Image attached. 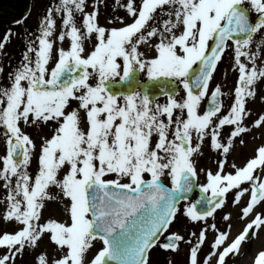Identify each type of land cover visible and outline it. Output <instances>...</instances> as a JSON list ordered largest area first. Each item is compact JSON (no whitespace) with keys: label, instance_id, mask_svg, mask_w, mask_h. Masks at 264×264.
<instances>
[{"label":"snow or ice","instance_id":"snow-or-ice-1","mask_svg":"<svg viewBox=\"0 0 264 264\" xmlns=\"http://www.w3.org/2000/svg\"><path fill=\"white\" fill-rule=\"evenodd\" d=\"M115 4L131 22L115 16L108 23L119 26H102L96 4L89 12L88 0H61L46 11L38 34L25 32L21 59L6 76L0 66V77L8 81L0 79L4 219L19 226L0 232V248L5 250L0 264H16L45 237L55 245L56 255L44 251L35 257L36 264H151L157 246L176 252L181 242L191 245L189 264H227L241 253L246 239L264 230V146L244 166L232 163L234 173H224L234 139L249 130L246 104L256 97V83L264 80V0ZM56 13L61 14V32ZM15 35L10 28L0 37V57L7 55L6 44ZM93 36L96 43L87 51L85 41ZM66 37L70 49L59 47L54 59L55 39L63 42ZM229 51L238 81L233 102L225 109L221 86L210 85ZM159 96L166 101L159 102ZM50 125L53 135L43 138L37 154L24 126ZM225 126H233L226 141ZM254 126L264 127V114ZM206 138L224 157L215 173L197 168L195 157L203 155ZM34 156L35 174L30 172ZM200 171L206 176L202 184ZM51 187L59 192L52 194ZM197 187L202 195L191 202ZM233 189L236 206L248 194L241 218L251 219L229 240V231L207 220H214ZM56 199L66 201L68 220L44 221L46 203ZM181 201H189L184 216L205 222L198 235L190 234L195 242L168 232L181 212ZM230 218L228 213L223 220ZM209 229L217 234L201 260ZM253 264H264V249L255 254Z\"/></svg>","mask_w":264,"mask_h":264},{"label":"rangeland","instance_id":"rangeland-1","mask_svg":"<svg viewBox=\"0 0 264 264\" xmlns=\"http://www.w3.org/2000/svg\"><path fill=\"white\" fill-rule=\"evenodd\" d=\"M10 0H0V10L4 6H12L10 5ZM110 1L113 2V13L117 12L115 16H120L125 18V22H131V18L128 17L125 9L123 7H117L115 4V0H99L97 3V0H88L89 7L87 8V11H92V6L96 4L99 8V17L100 13H103L104 15L102 18L100 17L99 23L102 26L106 27H112V26H119L118 24H109V18L107 17L105 13V7L110 5ZM11 2H16L15 7L12 6V8L17 9L18 7H23L25 4V0H11ZM61 0H31L30 3V9L27 13L20 15L17 21H23L20 24L10 22L9 24L4 21H0V35L3 33H7L8 30L11 28L15 33L18 35H15L10 43V46L6 45V53L7 55H4L0 57V66L4 67L5 70V76L8 71L12 67H14L17 62L21 59V54L24 51V45L26 43L25 40L22 39L25 32L30 33H36L38 34V25L40 24L42 18L46 14V11L50 8H55L60 4ZM121 3H123V0H121ZM115 8V11H114ZM60 13H56L55 18L57 19V32L63 31V29L60 26ZM255 14H253L252 19H255ZM80 26L79 21V14H78V27ZM32 31V32H31ZM17 40L22 42L21 44V50L17 49ZM13 41V43H12ZM12 43V44H11ZM96 43L95 37L89 41H85V48L87 51L92 50L94 44ZM63 47L65 50L70 49V39L65 38L63 42H60L58 39H55L54 42V59L57 57L56 50L59 47ZM146 47V46H145ZM21 52L20 58L18 57H12L14 53ZM151 55V53H149ZM53 62H50V66ZM0 79H3L0 77ZM238 81V70L236 69V66L233 62V54L232 52H228L223 58L222 62L218 65L217 71L214 73L213 81L211 82L210 89L214 88L216 85H220L222 89V100L225 104V109L233 102L234 98V89L237 86ZM3 83L7 84L8 81L6 79H3ZM182 89V86H181ZM256 90V97L254 100L249 99L248 103L246 104V107L248 110H250L251 115L248 116L245 119V125L248 127V131L245 133H242L240 137H237L234 139L233 147L230 149V153L227 156L228 163L225 166L224 173L232 172L234 173V169L231 167L232 163H235L238 167L244 166L245 162L252 158L256 154V150L260 146H264V127L257 128L254 126V121L258 119V117L261 114H264V80H260L255 85ZM182 94V93H181ZM207 98V97H206ZM205 98V100H206ZM166 101V97H162V99H159V102L163 103ZM72 106H76V102H72ZM204 110L203 103L201 111ZM233 126H225L224 129H222V135L223 138L227 139L230 131L232 130ZM2 131V130H0ZM24 131L31 135V137L34 139L36 145H37V154L39 152V145L42 143L43 138H50L53 135L54 127L48 126V127H42L37 128L36 126H24ZM255 131V133H254ZM155 139V137H154ZM243 139L244 143L241 144L240 140ZM196 141L194 139L193 144H195ZM5 138L2 134H0V156H2L5 153ZM202 152L203 155L196 156L195 159L197 160V168L203 169V170H211L213 173H215L218 170V163L217 161L220 159H223L224 157L217 151L210 147V141L208 138L205 139L202 145ZM38 169V162L36 157L34 156L31 164H30V172L35 174ZM223 174V173H222ZM198 181L199 183H205L206 182V176L204 171H200L198 175ZM165 183H168L167 180H165ZM4 182L0 180V232H13L18 229V224L15 222H9L4 219L5 211H6V189L3 187ZM247 185H242V187ZM199 188V187H197ZM50 191L52 194H56L59 192V190L55 187H51ZM236 190L233 189L229 193L226 194V203L221 208L218 209L214 220L213 218H208L207 224L211 225L212 223H215L218 227V229L222 231H229L233 234V236L230 238L231 240L234 239L238 234H240L246 224L250 221L251 217L249 218H241L242 216V206L243 204H246L249 196L248 194H245L244 197H242V205L236 206L233 204V192ZM197 196V192H194L192 196L190 197V201L194 202L195 198ZM66 201H60L58 199L53 201H48L46 203V208L43 210V220L46 221L47 219H55L59 222H64L68 220V215L64 209V203ZM189 201H181L180 203V209L181 212L178 213V218L173 221L172 225L170 226L168 232L169 233H179L182 235L185 240H192L195 242V237H192L190 234L192 232H195L197 235L199 234L202 227H205V222H191L189 218L184 216L182 214L184 205L188 203ZM231 213V218L229 221L223 220V217L225 214ZM43 222V221H42ZM228 224H231V228L228 229ZM252 230H250V233ZM168 234V233H167ZM217 233L213 232L211 229L206 233V242L203 245L202 251L199 253V258L203 260L204 256L211 250V244L214 240V237ZM101 245L97 244L96 248H99ZM191 245L186 242H181L179 246V251L173 252H161L159 247L157 246L155 250H153L150 254L151 264H189V252H190ZM55 248V245L49 242L48 238L45 237L43 241L40 244V247L35 249L34 251L26 252L22 259H17L16 264H36L35 257L44 252L47 251L49 256H54L56 253H54L53 249ZM264 249V230H257L254 235H251L250 239H246L245 242L242 243L241 253L239 255L233 256L230 259H228L227 264H243L246 259H248L251 255H254L255 252H258L259 250ZM4 249L0 248V255L4 253ZM255 256V255H254ZM254 258V257H253ZM250 264H253V259L250 262Z\"/></svg>","mask_w":264,"mask_h":264},{"label":"flooded vegetation","instance_id":"flooded-vegetation-1","mask_svg":"<svg viewBox=\"0 0 264 264\" xmlns=\"http://www.w3.org/2000/svg\"><path fill=\"white\" fill-rule=\"evenodd\" d=\"M10 2V5H14V3L15 2H11V0L9 1ZM9 6V5H8ZM11 9H12V6H9ZM10 11V10H9ZM8 11V12H9ZM113 11V2L112 1H110V5H108L107 7H105V13H106V15H107V17L109 18L108 20H111V19H113V17H115V14L116 13H118V11L117 12H115V13H113L112 12ZM104 14L103 13H100V17L102 18V16H103ZM100 17H99V19H100ZM0 21H4V22H6V24L7 23H9V22H11L12 21V18L9 16V14H8V16H0ZM32 32V31H31ZM30 33V32H29ZM6 33H3L2 35H0V37H3L4 35H5ZM31 34V33H30ZM12 43H13V41H12ZM11 43V44H12ZM21 42L19 41V40H17V49H19V50H21ZM7 46L9 45L10 46V43H7L6 44ZM20 54H21V52L19 51V52H17V53H14V55L12 56V57H19L20 58ZM7 74V73H6ZM160 249V251L161 252H163L164 253V251L165 252H168L169 250H163V249H161V248H159Z\"/></svg>","mask_w":264,"mask_h":264},{"label":"water","instance_id":"water-1","mask_svg":"<svg viewBox=\"0 0 264 264\" xmlns=\"http://www.w3.org/2000/svg\"><path fill=\"white\" fill-rule=\"evenodd\" d=\"M29 2H30V0H26L25 7L19 9L18 11H14V12H13V16L16 17V16H19V14H22V13L27 12L28 9H29ZM6 10H7V9H6ZM1 13H2V14H5L3 11H2ZM155 91H156L157 95H159V89H156ZM159 98H162V96H159ZM193 191H194V190H193ZM192 193H193V192H192ZM192 193H191V194H192ZM191 194H190V196H191ZM200 195H202V194H200ZM200 195H199V197H200ZM199 197H198V199H199ZM198 199H197V200H198Z\"/></svg>","mask_w":264,"mask_h":264},{"label":"bare ground","instance_id":"bare-ground-1","mask_svg":"<svg viewBox=\"0 0 264 264\" xmlns=\"http://www.w3.org/2000/svg\"><path fill=\"white\" fill-rule=\"evenodd\" d=\"M254 133H255V131H254ZM234 232H235V231H234ZM234 232H232V233H234ZM232 233H230V235H229V240H231L230 238L233 236ZM256 253H257V252H255L254 255H255ZM254 255H251L248 259H246V260L244 261L243 264H250V262L252 261Z\"/></svg>","mask_w":264,"mask_h":264}]
</instances>
